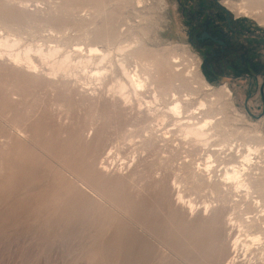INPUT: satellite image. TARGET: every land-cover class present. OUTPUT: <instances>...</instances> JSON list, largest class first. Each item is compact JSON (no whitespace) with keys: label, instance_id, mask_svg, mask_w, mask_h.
Returning <instances> with one entry per match:
<instances>
[{"label":"rangeland","instance_id":"374dc122","mask_svg":"<svg viewBox=\"0 0 264 264\" xmlns=\"http://www.w3.org/2000/svg\"><path fill=\"white\" fill-rule=\"evenodd\" d=\"M5 1L0 0V36L8 34L6 25H10L14 31L10 39L19 38L21 48L59 45L70 53L77 44L85 47L91 43L108 50L111 55L103 63L104 68L122 62L130 70L138 68L142 74L149 73L152 89L148 90L151 95L143 93L146 101L153 100L155 91L161 97L160 84L185 98L187 91L181 89L182 83L189 88L191 85L194 99H214L216 96L207 97L204 89L192 81L189 72L193 68L211 88L219 91L227 87L230 94L219 93L214 106L226 134H231L223 147L261 146L262 158L254 173L256 178L264 174V18L259 22L226 6L235 30L233 35H225L231 40L228 56L226 52L221 54L219 46L209 50L204 43L190 41L187 0H67L66 4V0H28L25 9L17 2ZM224 1L238 6L241 0ZM260 2L264 4V0ZM219 21L227 26L224 15ZM104 26L121 33L113 46L91 40L89 34ZM119 49H125L124 53ZM179 74L181 78H175ZM91 75L88 69L78 80L72 78L70 88H32L30 101L16 107L15 117L1 114L6 106L0 104V264H129L128 245L134 243L137 250L142 241L148 251L152 250L150 259L132 264H213L217 229L211 232V224L208 230L200 228L198 238L204 244L195 248L198 242L190 240L181 251L184 256H178L174 249L177 229L172 223L174 217L179 219V209H172V199L167 197L169 185H149L145 173L154 172L160 165L159 173L177 172L184 194L194 198L198 206L220 199V183L194 182L191 168L175 160L193 147L178 133L167 134L169 127H158L148 142L146 134L131 135L138 128L128 127L134 124L130 112L113 108L107 100L82 101L76 96L73 90L84 88L91 94L99 88ZM54 102L63 107L64 116L65 109L71 110L73 119L65 126L68 130L95 122L93 137L72 142L73 136L63 134L56 113L50 110ZM163 106V101L157 105L160 109ZM28 108L29 115L24 116L22 112ZM26 118L33 128L30 136L12 138V126ZM105 146L115 148L109 169L101 173L90 157ZM192 159L200 163L202 154L196 152ZM136 164L135 179L139 181L133 183L129 171ZM237 195L230 187L227 206L220 208L217 228L224 246L228 245L224 215L231 210L241 223L247 217L246 204L232 208L231 201ZM146 220L151 222L148 230L143 227ZM155 220L163 222L159 231L154 227ZM182 220L187 229V216ZM180 236L176 235L177 239ZM185 237L188 241L189 236L182 235ZM201 246L210 248L208 256L202 254ZM245 254L241 253V259L247 256L253 261L257 257Z\"/></svg>","mask_w":264,"mask_h":264},{"label":"bare ground","instance_id":"6f19581e","mask_svg":"<svg viewBox=\"0 0 264 264\" xmlns=\"http://www.w3.org/2000/svg\"><path fill=\"white\" fill-rule=\"evenodd\" d=\"M5 2L8 4L17 2L22 9H25L28 4V0H6ZM65 4L64 8H66ZM138 4H141V1ZM226 4L231 9H237L238 13L254 18L259 22H261L260 19L264 18V4L260 0H241L238 6L230 5L227 2ZM6 29L8 34L0 36V104L6 106L1 114L15 117L16 107L25 105L30 101V90L32 88L48 89L49 86L55 87L58 85L70 88L71 79L78 80L79 75L89 69L92 74L91 78L97 82L99 88H94L91 94H88L84 88L73 90L76 96L81 98L82 101L87 99H91V101L95 99L107 100L111 102L113 108L119 107L122 112H130L129 115L132 117L131 121H134V124H130L128 127L138 128V131H131V135L146 134L148 142L152 141L153 132L158 127H169V130L166 131L167 134L171 132L173 133L170 135L178 133L183 138V142L190 143L193 147L190 153L184 157L177 155L175 160L176 162L180 161V166L191 168L194 182L198 184L205 182L220 183V199L216 202H203L201 206H198L194 198L187 197L184 194L179 183L183 181L179 178L177 172L173 171L172 174L159 173L160 165L154 172L145 173L150 182L149 185L160 187L163 183L169 185L167 197L172 199L173 211L179 209V219L174 217L172 223V226L177 229V234L174 236V249L178 253L177 255L184 256L182 252L190 240L194 244L198 242L194 245L195 248L196 245H203L204 241L198 238L199 229L204 226L208 230V226L211 224V232L214 228L217 229L214 237L215 248L211 254L213 264H264V174L256 178L255 175L257 174L254 173L259 169L262 150L261 146L252 147L246 144L243 145V149L242 146L236 144L229 145L226 149L223 147V143L227 142V138L231 134H226L223 122L221 118H218L220 112L216 111L214 106L219 100V93L230 94L227 87H222L219 91L211 88L205 83L199 71L196 72V69L193 68L189 72L192 81L204 89L207 97L216 96L214 99H194V91L191 85L189 88L186 83H182L181 89L187 91L185 98L179 96L177 92H171V87L160 84L161 97L159 98L155 91L153 100L146 101L143 93H148V90L152 89V79L149 73L142 74L138 68L130 70L122 62L117 67L104 68L103 63L109 60L111 55L108 50H101L91 43L85 47H80L77 44V49L70 53L64 52L59 45L47 49L41 47L36 49L33 47L21 48L19 38L10 39L11 36H14L11 35L14 32L12 26L6 25ZM89 35L92 41L104 43L110 47L114 45L121 33L112 30L111 26H104L103 29ZM119 51L124 53L125 49H119ZM174 59L176 60V58ZM194 65L192 63V66ZM174 76L175 78H181V74ZM54 79L58 81L55 82ZM98 90L99 92L96 95L95 92ZM189 90L190 92H188ZM193 100H196V102L193 103ZM161 101L166 105L162 109L157 107ZM50 110L52 113H56L57 123L63 126L60 128L64 129L62 133H69L70 137L73 136L71 137L72 142L80 138L88 140L93 137L95 122L91 121L89 125L81 123L82 126L78 130H68L65 126L73 119L70 116L71 110L65 109L66 116H64L63 107L56 102ZM29 112L30 109L28 108L22 114L26 116L29 115ZM51 117L53 118V116ZM99 119L101 120L102 117H99ZM28 121L29 118H26V120H21L20 123H15L12 126L14 131L12 138L20 139L30 136L33 128L31 124L27 123ZM120 139L126 140L124 137ZM116 140L119 139L116 138ZM108 148L105 146L94 152L90 157L92 164L97 166L98 171L101 173H106L109 169V160L114 153L112 150L115 147ZM196 152L202 154L200 163H196L192 159ZM262 173H264V169ZM137 175L136 164L129 171L133 183L139 181L135 179ZM230 187L233 188L234 192L240 194L231 201L232 208L244 207L246 204L245 215L247 217L241 223L240 220L233 217L231 210L224 215L226 242L228 241V245L224 246L217 226L221 218L220 208L227 206L228 202L225 199ZM162 197L160 189L159 199H162ZM238 197L239 199H237ZM253 211L256 214H254L255 216H251ZM182 216H187L189 226L187 229ZM149 225H151L150 221H144L143 227L145 229L148 230ZM154 227L158 231L161 230L164 227L163 222L155 220ZM252 228L255 230H251ZM176 235L178 237L181 235L180 240L177 239ZM182 235L189 236V240L187 241L186 237L182 238ZM180 241H184V243ZM209 249L208 246L206 248L201 246L202 254L208 256ZM128 251L129 264L138 260L146 261L150 259V253H152V250H147V244L144 241L141 242L137 250L135 244L131 242L128 245ZM193 253H196L194 248ZM241 253H253L257 257L251 261L246 256L243 260L241 259Z\"/></svg>","mask_w":264,"mask_h":264},{"label":"flooded vegetation","instance_id":"af4514ba","mask_svg":"<svg viewBox=\"0 0 264 264\" xmlns=\"http://www.w3.org/2000/svg\"><path fill=\"white\" fill-rule=\"evenodd\" d=\"M223 0H187L190 4V41L198 44H206L209 50L219 46L221 54L228 53L232 48L231 40L226 38V33L233 35L235 30L232 27L228 4ZM227 6V7H226ZM225 16L227 26H223L219 19ZM214 56L216 54H213ZM230 54L228 53V56ZM244 57V56H243ZM252 85L250 86V88Z\"/></svg>","mask_w":264,"mask_h":264},{"label":"water","instance_id":"95a60500","mask_svg":"<svg viewBox=\"0 0 264 264\" xmlns=\"http://www.w3.org/2000/svg\"><path fill=\"white\" fill-rule=\"evenodd\" d=\"M262 114H264V111L262 112Z\"/></svg>","mask_w":264,"mask_h":264}]
</instances>
